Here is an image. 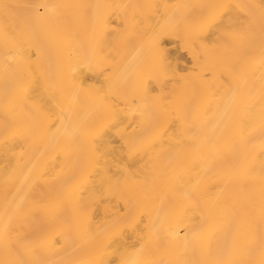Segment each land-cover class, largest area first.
Returning <instances> with one entry per match:
<instances>
[{
	"label": "bare ground",
	"instance_id": "6f19581e",
	"mask_svg": "<svg viewBox=\"0 0 264 264\" xmlns=\"http://www.w3.org/2000/svg\"><path fill=\"white\" fill-rule=\"evenodd\" d=\"M0 264H264V0H0Z\"/></svg>",
	"mask_w": 264,
	"mask_h": 264
}]
</instances>
